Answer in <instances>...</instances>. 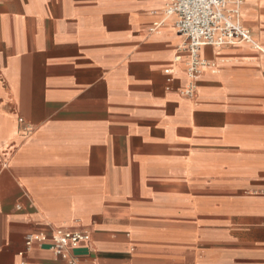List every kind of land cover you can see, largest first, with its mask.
<instances>
[{
	"label": "crops",
	"instance_id": "obj_1",
	"mask_svg": "<svg viewBox=\"0 0 264 264\" xmlns=\"http://www.w3.org/2000/svg\"><path fill=\"white\" fill-rule=\"evenodd\" d=\"M240 16L188 97L164 0H0V264H264V0ZM61 229L89 241L55 258Z\"/></svg>",
	"mask_w": 264,
	"mask_h": 264
},
{
	"label": "built area",
	"instance_id": "obj_2",
	"mask_svg": "<svg viewBox=\"0 0 264 264\" xmlns=\"http://www.w3.org/2000/svg\"><path fill=\"white\" fill-rule=\"evenodd\" d=\"M243 2L244 0H164V14L174 18L175 30L183 38L178 50L187 57V85L184 90L186 96L193 95L195 82L201 72L213 68L211 63L200 57L203 47L221 48L241 43L253 44L249 31L241 22L240 10ZM19 122L22 123V120ZM44 239L41 241H45ZM32 241V238L28 237L26 247H30ZM88 241L87 232L57 230L50 237L49 251L55 258H67L71 249H76L80 243ZM22 255L20 253L19 257ZM68 263L95 264L78 263L75 257L69 258Z\"/></svg>",
	"mask_w": 264,
	"mask_h": 264
}]
</instances>
